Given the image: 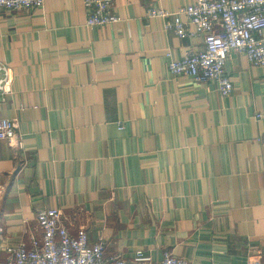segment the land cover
Instances as JSON below:
<instances>
[{"label": "crops", "instance_id": "1", "mask_svg": "<svg viewBox=\"0 0 264 264\" xmlns=\"http://www.w3.org/2000/svg\"><path fill=\"white\" fill-rule=\"evenodd\" d=\"M196 0H114L121 22L88 27L83 0L0 12V61L13 82L0 119V222L16 244L38 212L60 209L108 255L166 252L191 264H264V69L232 53L229 97L167 69L204 49L179 37L170 13ZM3 247L0 259H5Z\"/></svg>", "mask_w": 264, "mask_h": 264}, {"label": "built area", "instance_id": "2", "mask_svg": "<svg viewBox=\"0 0 264 264\" xmlns=\"http://www.w3.org/2000/svg\"><path fill=\"white\" fill-rule=\"evenodd\" d=\"M45 0H0V12L20 13L41 8ZM87 11V26L103 28L119 24L121 18L114 11V0H83ZM147 18H163L166 30L179 37L202 36L204 49L189 52L182 60L166 54L167 69L174 77L185 76L197 84L213 82L223 97L234 92V84L227 73L226 63L232 53L244 54L249 63L264 69V0H196L189 7L170 13L154 6ZM13 74L0 61V104L10 94ZM0 140L8 142L15 151L24 148L14 121L0 119ZM35 222L39 233L29 235L16 244L5 240L0 222V248L5 259L0 264H191L166 252L161 262H154L137 251L133 258L108 255L107 242L100 238L91 243L88 232L67 223L65 213L57 208L38 212ZM253 264H261L255 262Z\"/></svg>", "mask_w": 264, "mask_h": 264}]
</instances>
